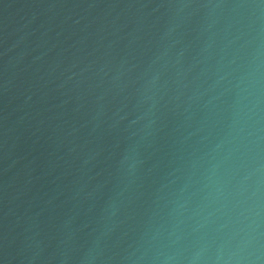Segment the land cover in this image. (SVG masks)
Masks as SVG:
<instances>
[{"label":"water","instance_id":"95a60500","mask_svg":"<svg viewBox=\"0 0 264 264\" xmlns=\"http://www.w3.org/2000/svg\"><path fill=\"white\" fill-rule=\"evenodd\" d=\"M0 264H264V0H0Z\"/></svg>","mask_w":264,"mask_h":264}]
</instances>
